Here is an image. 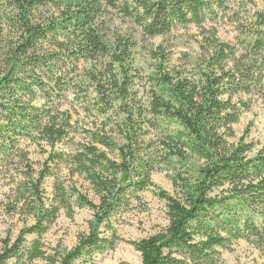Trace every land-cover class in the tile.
I'll list each match as a JSON object with an SVG mask.
<instances>
[{
	"label": "trees",
	"instance_id": "16d2710c",
	"mask_svg": "<svg viewBox=\"0 0 264 264\" xmlns=\"http://www.w3.org/2000/svg\"><path fill=\"white\" fill-rule=\"evenodd\" d=\"M224 1L145 0L142 12H132L142 36L155 37L174 25L193 23L202 37L195 61L185 60L181 65L190 67V72L168 66L164 43L148 50L151 88L144 101L136 98L134 90L139 43L124 34H115L109 40L105 23L107 8L124 10L140 0H123L121 6L118 0L8 1L14 15L6 34L10 38L4 53L6 67L22 69L26 89L36 88L58 103L69 95L78 100L82 90L72 69L80 60L92 62L87 79L94 89L97 111L105 118L92 139L118 157L112 161L91 147L93 160L76 158L80 169L91 179L95 177L99 205L77 198L78 206L96 212L94 230L105 221L103 215L111 206L121 205L129 191L152 185L153 171L163 167L171 173L176 197L159 194L166 203L167 226L155 235L130 242L140 254L141 264H223L216 249L238 239L252 240L264 250V146L254 153L252 143H246L244 136L236 144L229 142L241 110L248 107L235 97L254 89L253 64L247 52L222 42L202 23L207 17L204 13ZM46 9L53 11L49 18L43 14ZM48 46L57 52L43 54ZM248 47L255 52L262 49L258 40ZM50 61L60 64V68L55 67L57 71L69 69L71 77L54 76ZM37 72L39 76L35 77ZM11 76V70L1 76L0 91L12 94L6 88ZM112 112L119 120L104 123ZM61 116H51L45 126H39L51 147L67 135L70 118L67 113ZM89 162L91 168L87 167ZM59 195L62 198V190ZM95 240L91 236L86 241ZM4 243L0 264L19 255L17 245L8 249V242ZM84 247L68 255L63 263L79 259Z\"/></svg>",
	"mask_w": 264,
	"mask_h": 264
},
{
	"label": "rangeland",
	"instance_id": "374dc122",
	"mask_svg": "<svg viewBox=\"0 0 264 264\" xmlns=\"http://www.w3.org/2000/svg\"><path fill=\"white\" fill-rule=\"evenodd\" d=\"M8 1L0 0V78L12 71V82L6 83L12 94L0 91V255L7 241L8 249L19 247V255L5 264H64L63 260L68 255L83 246V255L71 264H141L140 254L130 242L155 235L167 226L166 203L159 194L165 192L176 197L171 173L163 167L153 171L150 177L152 185L142 191H129L121 205L111 206L103 215L105 221L94 230L96 212L88 206H78L77 198L81 196L98 206L100 197L94 190L95 177L91 179L88 173L83 172L76 158L93 160L89 152L91 147L112 161L118 157L116 152H107L92 139V134L98 135L105 119L97 111L94 89L87 79L92 62L80 60L72 69L82 90L78 100L69 95L58 103L54 98L48 100L34 87L26 89L22 82L25 79L22 69L6 67L4 53L10 40L6 34L10 31V19L14 15ZM223 3L204 13L207 17L202 22L203 28L214 30L222 42L247 52L252 61L254 89L235 97L236 101L246 102L248 107L241 110L239 122L233 125L234 138L229 142L236 144L244 136L245 142L252 143L256 153L264 146V0H225ZM144 4L145 0H140L132 8L124 10L118 6L109 7L108 16H105L109 40L115 34H124L132 35L139 43L135 55L138 61L134 63V67L139 68L134 90L136 98L143 101L151 88L148 77L152 72V62L148 50L164 43L168 66L183 67L190 72V67L187 69L181 65L185 60L189 63L195 61L199 53L198 44L202 40L199 28L193 23L174 25L169 32L163 31L155 37L142 36L132 12H142ZM117 5H123V0H118ZM49 11L44 10L45 18L53 13ZM256 40L262 46L259 52L248 47ZM55 51L57 49L48 46L43 54ZM49 67L54 76L71 77L69 69H55L60 68V64L52 61ZM27 82L29 84L30 81ZM62 113H67L70 118L69 128L65 130L67 135L51 147L44 141L39 126H45L51 116L62 117ZM107 120L112 123L119 117L112 112L104 123ZM152 139L156 140L155 137ZM2 149L6 151L2 153ZM87 167L91 168L90 162ZM61 190L62 198L59 195ZM91 236L96 238L95 243H87ZM216 250L223 264H264V250L252 240H234Z\"/></svg>",
	"mask_w": 264,
	"mask_h": 264
}]
</instances>
